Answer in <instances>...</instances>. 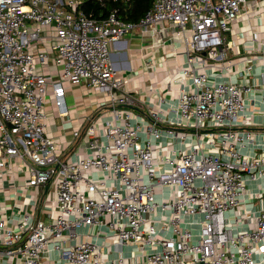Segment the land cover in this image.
Returning a JSON list of instances; mask_svg holds the SVG:
<instances>
[{"label":"built area","instance_id":"obj_1","mask_svg":"<svg viewBox=\"0 0 264 264\" xmlns=\"http://www.w3.org/2000/svg\"><path fill=\"white\" fill-rule=\"evenodd\" d=\"M247 1L154 0L133 22L117 8L88 13L83 0H0V168L19 158L28 185L55 181L59 209L48 221L0 216V264H52L55 253L66 264H264V143L247 105L253 60L264 63V53L235 76L226 35ZM160 22L176 25L187 54L174 120L160 107L132 109L110 49ZM52 61L59 77L43 70ZM68 83L106 93L112 113L99 131L85 127L88 154L74 161L45 130L49 89L58 114H69ZM257 181L263 190L249 187ZM99 237L130 255L113 258Z\"/></svg>","mask_w":264,"mask_h":264},{"label":"crops","instance_id":"obj_2","mask_svg":"<svg viewBox=\"0 0 264 264\" xmlns=\"http://www.w3.org/2000/svg\"><path fill=\"white\" fill-rule=\"evenodd\" d=\"M176 30L175 24L160 22L147 32L136 28L119 41L110 44L113 64L119 71L120 77L125 80L126 88L135 98L133 110L147 113L153 107H160L163 117L174 120L178 116L174 108L179 101L180 85L175 79L178 70L187 64V54L183 40L176 35ZM226 35L229 57L233 61L232 74L242 78L241 72L247 65L248 58L254 59L252 56L264 53V0H248ZM43 70L54 77H59L62 73V67L53 61ZM208 71L212 74L211 80L217 79L212 69ZM220 78L227 80L228 76ZM251 82L256 90L247 97L248 108L254 112V125L250 128L254 130V140L262 144L264 143L263 62L253 60ZM151 87L154 89L152 90ZM108 102L109 96L104 92L96 91L85 84L68 83L66 103L69 114L62 117L58 114L53 90L49 89L45 100L48 114L45 130L46 134L58 143L65 160L74 161L88 154L84 129L90 122H95L99 131L102 123L112 117ZM163 126L169 127L168 124ZM77 129H81L79 137L74 134ZM178 129L183 128L178 127ZM168 138L169 136L166 135L163 140L166 141ZM256 146L250 143L246 150H253ZM30 175L29 166L19 158H13L6 167L0 168V216L11 218L10 222L12 221L13 225L26 213H31L34 218L45 221L59 214L56 182L34 188L27 184ZM96 175L103 176L101 173ZM249 187L263 190L261 181L250 183ZM253 204L255 208L260 206L259 200H255ZM80 231L97 234L100 229L97 226H85ZM97 240L101 244L104 243L105 249L113 258H117L122 252L130 255L128 248L114 246L112 238L99 237ZM106 243H109V246ZM53 256L52 264H66L57 253Z\"/></svg>","mask_w":264,"mask_h":264},{"label":"trees","instance_id":"obj_3","mask_svg":"<svg viewBox=\"0 0 264 264\" xmlns=\"http://www.w3.org/2000/svg\"><path fill=\"white\" fill-rule=\"evenodd\" d=\"M154 0H130L125 3L118 0H83L82 8L95 16H105L112 9L117 8L122 18L138 22L151 8Z\"/></svg>","mask_w":264,"mask_h":264}]
</instances>
